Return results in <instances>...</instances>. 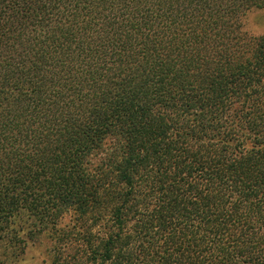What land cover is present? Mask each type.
<instances>
[{
    "label": "trees",
    "instance_id": "16d2710c",
    "mask_svg": "<svg viewBox=\"0 0 264 264\" xmlns=\"http://www.w3.org/2000/svg\"><path fill=\"white\" fill-rule=\"evenodd\" d=\"M251 10L264 0H0V264L20 221L56 232L68 212L80 249L56 264H264Z\"/></svg>",
    "mask_w": 264,
    "mask_h": 264
},
{
    "label": "rangeland",
    "instance_id": "374dc122",
    "mask_svg": "<svg viewBox=\"0 0 264 264\" xmlns=\"http://www.w3.org/2000/svg\"><path fill=\"white\" fill-rule=\"evenodd\" d=\"M257 12H264L256 10ZM264 22V15L257 17V23ZM244 30L249 27L247 16L244 19ZM76 223V216L72 212H68L57 224V231L50 229L48 231H39L32 225V222L26 219L19 222L20 237L25 241L19 251L15 252L16 256L10 262L1 264H56V259L63 262L75 261V256L80 249L79 237L74 234L82 233L81 226ZM75 225H78L77 227ZM17 228V227H16ZM39 231V232H38ZM58 233H63L57 236ZM77 244V245H76ZM22 249V250H21Z\"/></svg>",
    "mask_w": 264,
    "mask_h": 264
},
{
    "label": "clouds",
    "instance_id": "9594fccd",
    "mask_svg": "<svg viewBox=\"0 0 264 264\" xmlns=\"http://www.w3.org/2000/svg\"><path fill=\"white\" fill-rule=\"evenodd\" d=\"M262 15H264V12H257L256 10H251L247 14L249 27L246 29V31L253 38L264 37V22L257 23V17Z\"/></svg>",
    "mask_w": 264,
    "mask_h": 264
}]
</instances>
